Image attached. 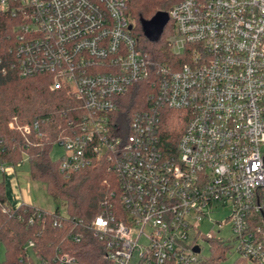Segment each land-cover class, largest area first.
Segmentation results:
<instances>
[{
    "label": "built area",
    "instance_id": "obj_1",
    "mask_svg": "<svg viewBox=\"0 0 264 264\" xmlns=\"http://www.w3.org/2000/svg\"><path fill=\"white\" fill-rule=\"evenodd\" d=\"M127 1L0 0V16L19 24L11 50L19 74L48 76L51 91L79 105L72 131L58 142L61 173L69 179L105 163L117 178L118 203L87 225L72 221L101 243L110 264H203L198 240H219L200 225L222 206L230 215L217 223L229 224L239 258L264 264V0L175 5L168 41L185 61L174 69L141 50ZM147 80L152 106L123 114L122 99ZM163 106L189 116L170 152L160 143ZM8 125L25 150L44 137L37 122ZM35 211L29 224L51 214ZM52 220L55 229L73 223L62 212ZM73 230L65 238L80 243ZM55 253L45 260L30 254L25 264H78L74 254Z\"/></svg>",
    "mask_w": 264,
    "mask_h": 264
},
{
    "label": "trees",
    "instance_id": "obj_2",
    "mask_svg": "<svg viewBox=\"0 0 264 264\" xmlns=\"http://www.w3.org/2000/svg\"><path fill=\"white\" fill-rule=\"evenodd\" d=\"M182 0H128L127 15L133 25V33L139 38V47L149 60L158 67L177 68L184 59L173 55L168 39L173 35V23L165 26L157 41H150L143 31V21H150L159 12H169ZM18 21L11 15L0 16V168L20 166L26 154L33 181L41 182L47 194L64 205L70 221L89 224L101 214L107 204L118 203V182L109 165H98L79 171L69 179L60 171L59 159L51 160V150L56 143L72 131L68 123L80 116L78 103L69 94L51 91L48 76L22 77L16 66L17 60L11 52L15 45L14 29ZM154 87L147 81L138 82L121 101L123 114L131 115L148 109L154 103L151 95ZM17 118L21 125L37 122L41 124L44 137L33 139L25 150V139L9 129V123ZM160 143L167 151H174L189 120L185 111L161 107ZM117 193V194H116ZM36 207L22 205L12 210L5 196V183L0 181V245L4 247L5 259L0 264H25L30 254L42 260L51 259L61 248L76 255L78 264H110L103 257L101 243L92 233L78 223H69L65 229L53 227V217L61 214L57 209L46 215L43 222L29 224ZM40 210V209H39ZM46 211V210H41ZM49 212V211H46ZM74 228L82 240L75 243L65 237ZM66 239V240H65ZM30 241L34 247L28 251ZM212 255L203 264H221L229 251L220 242H211ZM235 264H251L239 259Z\"/></svg>",
    "mask_w": 264,
    "mask_h": 264
},
{
    "label": "rangeland",
    "instance_id": "obj_3",
    "mask_svg": "<svg viewBox=\"0 0 264 264\" xmlns=\"http://www.w3.org/2000/svg\"><path fill=\"white\" fill-rule=\"evenodd\" d=\"M64 153L63 147L59 143H56L51 150V160L55 161L60 159ZM4 173L0 169V181H4L5 183V196L12 210L28 204L40 210L54 212L59 209L62 213H65L64 205L59 201L53 200L47 194L44 184L31 179L29 162L27 159L22 163L21 167H6ZM229 215V210L220 206L214 213L210 214L208 218H205L200 225L202 234H214L216 240H219L218 242L229 248L226 259L221 264H235L240 259L236 250V239L233 232L230 231L229 224H224L221 229L217 223L225 222ZM198 244L202 247L203 258H208L212 255L210 243L199 239ZM4 252V247L1 244L0 261L5 259Z\"/></svg>",
    "mask_w": 264,
    "mask_h": 264
},
{
    "label": "water",
    "instance_id": "obj_4",
    "mask_svg": "<svg viewBox=\"0 0 264 264\" xmlns=\"http://www.w3.org/2000/svg\"><path fill=\"white\" fill-rule=\"evenodd\" d=\"M169 21L170 17L168 16V12H159L150 21H143V31L150 41H157L164 33L165 26ZM195 251L199 252V249Z\"/></svg>",
    "mask_w": 264,
    "mask_h": 264
},
{
    "label": "crops",
    "instance_id": "obj_5",
    "mask_svg": "<svg viewBox=\"0 0 264 264\" xmlns=\"http://www.w3.org/2000/svg\"><path fill=\"white\" fill-rule=\"evenodd\" d=\"M22 165H20V167H21ZM4 173V172H3ZM5 174V173H4ZM29 202V201H28ZM29 204H30V202H29ZM26 205H28V204H26ZM2 260V259H1ZM1 262V261H0Z\"/></svg>",
    "mask_w": 264,
    "mask_h": 264
}]
</instances>
